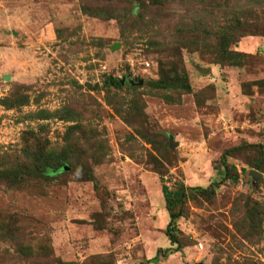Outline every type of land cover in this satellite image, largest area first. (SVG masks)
Returning a JSON list of instances; mask_svg holds the SVG:
<instances>
[{
    "label": "rangeland",
    "instance_id": "374dc122",
    "mask_svg": "<svg viewBox=\"0 0 264 264\" xmlns=\"http://www.w3.org/2000/svg\"><path fill=\"white\" fill-rule=\"evenodd\" d=\"M262 2L0 0V169L38 147L74 164L0 178V264H264V218L244 221L264 206ZM234 16L248 25L221 60L216 33ZM174 69L189 89L152 87ZM224 155L237 181L221 174ZM179 182L218 183L189 194L181 247L163 192Z\"/></svg>",
    "mask_w": 264,
    "mask_h": 264
},
{
    "label": "trees",
    "instance_id": "16d2710c",
    "mask_svg": "<svg viewBox=\"0 0 264 264\" xmlns=\"http://www.w3.org/2000/svg\"><path fill=\"white\" fill-rule=\"evenodd\" d=\"M262 3L264 4V0ZM87 11L94 13L98 17L107 19L119 17L116 15L118 13L115 14L113 10H109L107 7H104L103 9H92L89 7L87 8ZM247 25L248 20L246 18L241 19V17L234 16L225 22L224 27L220 28V31L216 33L218 34L216 48L219 59L223 60L232 57L233 54L230 47L232 44L238 41L241 36L245 35L244 30H246ZM209 29L210 27L205 26L202 34L209 35V33H207ZM174 72L176 73V77H172L168 74V72H164V75L160 77V79L151 82L152 87L159 89H189L190 83L186 82L184 78H181L175 69ZM181 80H183V82L180 83ZM112 83L118 87L123 85L121 80L115 78H112ZM131 87L138 88L136 85H132ZM28 155L29 157L25 163H19L13 168L0 169V178H5L6 181L12 182L15 185H21L28 178L49 179V174H59L62 171L66 172L68 170L66 169V166L70 167L74 165L71 161L72 157L69 158L68 154L44 150L42 147H38L36 150L30 151ZM222 162L223 169L221 170V174L224 175V178H231L237 181L239 179V174L233 173L235 167L229 165L226 155L223 156ZM252 167L256 168L257 170H263L261 162L254 163ZM243 170L245 171V168ZM216 184L218 183L214 182L208 187H188L184 182H179L174 188H170L167 184L163 186L166 208L170 214V223L167 228V233L170 236L171 242L173 244H178V247H181V243L177 236V220L185 216L184 205L189 199V194L196 190L204 195H213L216 190ZM255 205L256 206L252 207L244 219L246 224L245 227L247 228L249 225L252 230H257L261 224V220L264 218V206H260L258 202H256ZM245 231L247 232V230ZM6 238L13 239L14 233L7 234ZM18 247H20L19 249L22 253H25L29 256L34 254V252L31 251V246H26L20 241ZM158 258L159 257L156 256L153 260L157 261Z\"/></svg>",
    "mask_w": 264,
    "mask_h": 264
},
{
    "label": "water",
    "instance_id": "95a60500",
    "mask_svg": "<svg viewBox=\"0 0 264 264\" xmlns=\"http://www.w3.org/2000/svg\"><path fill=\"white\" fill-rule=\"evenodd\" d=\"M136 80H137V78H130V81H131V84L132 85H142L143 84V80L141 79L139 82H136ZM176 145V143L174 142V138H173V136H171V146L173 147V146H175ZM69 167L68 166H66V169H68ZM251 174H252V176L254 177V179H258V178H261L262 177V173L260 172V171H258V170H256V169H252L251 171Z\"/></svg>",
    "mask_w": 264,
    "mask_h": 264
}]
</instances>
